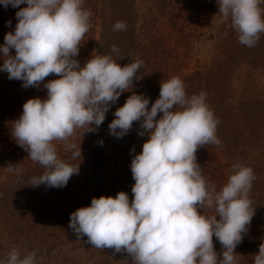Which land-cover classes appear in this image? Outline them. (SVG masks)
Returning <instances> with one entry per match:
<instances>
[{
	"label": "clouds",
	"instance_id": "1",
	"mask_svg": "<svg viewBox=\"0 0 264 264\" xmlns=\"http://www.w3.org/2000/svg\"><path fill=\"white\" fill-rule=\"evenodd\" d=\"M217 2L239 42L254 47L264 33L260 8L264 0ZM0 4L18 8L15 29L0 45V71L7 72L10 80L22 81L25 88L39 87L52 74L58 77L44 83L46 98L24 102L11 127L17 144L45 169L28 184L64 187L78 174L79 164L59 158L54 141H68L79 128L96 131L110 105L141 78L136 74L143 61L137 58L121 66L109 53L91 55L81 66L75 57L91 16L82 7L83 0H0ZM126 27V22L117 21L113 30ZM112 52H118L115 45ZM185 88L181 78L172 76L160 82L159 96L150 108L149 98L133 92L115 110L108 126L111 135L122 138L134 122H139L140 136L148 135L130 164L133 199L130 202L125 191L93 197L90 205L70 215L69 227L78 237L86 236L96 248L125 251L132 264H218L213 236L223 248L221 264H236L235 248L254 216L249 198L255 180L252 167L234 163L233 174L219 191L203 175L196 152L201 146L221 143L216 135L219 120L205 92L189 97ZM67 147L73 150L72 159L81 158L80 145ZM14 170L19 168L9 164L8 171ZM205 209H214V214L206 215ZM0 264H37L36 252L13 247ZM254 264H264V242Z\"/></svg>",
	"mask_w": 264,
	"mask_h": 264
},
{
	"label": "rangeland",
	"instance_id": "2",
	"mask_svg": "<svg viewBox=\"0 0 264 264\" xmlns=\"http://www.w3.org/2000/svg\"><path fill=\"white\" fill-rule=\"evenodd\" d=\"M129 2L130 9L135 10V21L140 24L139 33H146L143 38L145 44L153 43L151 45L157 47L155 55L162 54L172 63V58H181L184 70H209L221 76L225 80L227 101L232 102L234 107L237 101L248 100L259 104L262 110L260 134L244 147L226 151L221 147L223 140L220 136L223 134H218L221 146L212 144L215 151L214 170L207 179L219 191L233 174L234 163L243 162L252 167L255 180L249 198L255 212L234 255L236 264H254V256L264 242V33L260 34L254 47L241 44L237 32L230 27L231 21L226 22L219 12L217 0ZM190 7L195 14L192 16H196L194 22L186 19L192 11ZM260 8L264 9V3L260 4ZM144 27L149 30L141 32ZM137 37L141 38L140 35ZM186 40H189L188 43ZM242 120L241 117L232 118V122ZM220 122L223 125L228 120L222 118ZM223 126L228 132L226 124ZM140 138V141L135 139L131 143L135 150L139 147V152L148 139L147 133ZM239 150H243L242 153ZM105 156L107 159L100 163L102 165L97 170H91L93 172L85 180L71 177L64 187L44 184L34 187L28 184L32 177L44 171L12 182L0 176V260H5L8 252L16 247L22 252L35 250L37 264H132V257L127 252L93 247L86 236L78 237L69 227L71 213L90 205L93 197H114L119 191H124L110 177V158L107 154ZM219 165L224 175L222 180L217 176ZM204 212L214 214V209H205ZM213 244L218 264H221L223 248L215 236Z\"/></svg>",
	"mask_w": 264,
	"mask_h": 264
},
{
	"label": "trees",
	"instance_id": "3",
	"mask_svg": "<svg viewBox=\"0 0 264 264\" xmlns=\"http://www.w3.org/2000/svg\"><path fill=\"white\" fill-rule=\"evenodd\" d=\"M129 0H83L82 7L91 12L89 18V30L85 33L83 41L79 47L78 56L75 57L81 66L91 57V55L111 54L121 66L131 63L132 60L140 59L143 65L137 72L140 79H134L132 88L120 94L116 103L111 104L106 112L105 120L96 131L85 132L86 128L76 129L73 136L68 141H54L57 146L59 158L65 160L72 165L79 164L78 174L71 177L85 180L91 170L96 168L100 163H103L105 154L109 156L110 167L109 175L115 179V183L124 188L128 194L129 200L133 199L132 186L135 181L131 173V160L133 155L139 153V147L135 152H131L130 147L132 141L137 139L140 141L139 122H134L132 129L122 138H116L109 132V123L114 119L115 110L122 106L126 99L133 94H144L149 98V108L151 103L159 96L160 82L167 80L172 76H178L186 85V94L190 97L193 94L205 92L207 94V103L210 109L214 112L215 117L219 120L217 125L216 135H220L223 140L225 149L235 150L240 149L250 143L256 135H259L260 124H262L261 108L259 104L247 101H237L236 107L232 102L227 101L226 91L224 89V79L217 76L215 73L202 70H186L181 68V58H172L171 62L162 54H156L157 47L155 45L145 44L146 33L149 29L144 27L139 33L140 24L137 25L135 10L132 11L129 7ZM26 4L20 5L25 7ZM188 7V6H187ZM189 8V7H188ZM190 16H186L194 22L196 16L193 8L190 7ZM18 8H13L9 5L7 8L0 4V45L4 44V36L9 31H14L17 18L16 12ZM11 21L9 25L7 22ZM117 21L126 22V30L114 31L113 25ZM142 26V24H141ZM140 35V39L137 37ZM188 39V38H187ZM188 43L189 40H186ZM115 45L118 52H112V46ZM14 54V49L10 50ZM2 56V53H0ZM187 60V59H186ZM187 63V61H186ZM3 60L0 59V65ZM58 77L52 74L41 82L39 87H23L22 81L10 80L7 72L0 71V176L3 180L9 179L24 180L29 174L38 175L45 169L37 162L32 161L28 157V152L20 147L12 137V125L16 119L22 114L23 104L26 100L32 97L46 98L47 89L44 88V83ZM162 113H158V117ZM241 117L242 122H232V118ZM228 120L225 130L221 124V119ZM239 124H242L239 126ZM85 132V133H84ZM84 133V134H83ZM103 141L101 144L100 141ZM137 142V141H136ZM228 142V144H227ZM69 143H74L81 148V158L72 159V151L67 147ZM141 147V146H140ZM243 150H239L241 152ZM242 153V152H241ZM127 155V156H126ZM214 155L212 144H207L198 148L196 152L197 162L203 168V175L209 179L214 165ZM9 164L16 165L19 171H8ZM219 171L217 176L220 180L223 179L222 166H217ZM87 170L88 172H86ZM214 170V169H213ZM212 215V213H205Z\"/></svg>",
	"mask_w": 264,
	"mask_h": 264
}]
</instances>
